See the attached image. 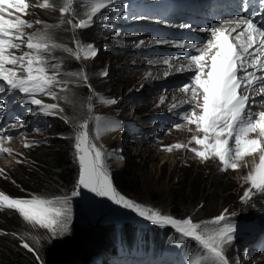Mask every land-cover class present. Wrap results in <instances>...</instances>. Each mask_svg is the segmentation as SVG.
Returning a JSON list of instances; mask_svg holds the SVG:
<instances>
[{
  "label": "snow or ice",
  "instance_id": "obj_1",
  "mask_svg": "<svg viewBox=\"0 0 264 264\" xmlns=\"http://www.w3.org/2000/svg\"><path fill=\"white\" fill-rule=\"evenodd\" d=\"M259 2L264 6V0ZM76 4L77 0H62L59 8L61 19L56 25H48L40 20L28 21L23 18L32 7L27 0H0V83L8 92L22 93L27 99H21L20 102L38 106L39 113L43 115L56 114L59 105L46 104L38 96L68 99L58 97L54 91L57 88L66 91L68 88L69 81L62 80V74L78 77L87 84V75L83 70L62 73L63 61L53 55L54 51L62 50L76 60H86L97 54L94 45L83 44L79 40H73L76 50L58 43L52 30L64 24L71 25L73 31L89 28L97 15L113 4V0H82L81 6L86 8V19L75 22L73 19H65L66 16L74 15ZM36 6L47 9L53 8L54 4L51 0H42ZM120 11L115 15L118 16ZM34 25L43 27L31 33L25 31ZM180 27L186 28L189 25ZM199 31L210 33V38L202 45L183 40L155 42L175 44L176 47L191 49L195 53L186 55V65L174 69L176 72L188 71L194 74L189 83L179 88L186 98L169 107V111H173L187 104L191 110L180 113L184 123H175L173 128H187L192 132L189 126L195 125V132L188 144L174 143L164 150L171 152L173 149L186 148L201 161L216 158L222 165L221 171L237 170L246 157L258 155L259 162L253 163L252 171L245 177L250 188L245 190L241 200L248 201L253 189L264 194V110L253 111L251 107L258 103L264 109V24L258 26L251 18L238 16L221 20L217 27L201 28ZM25 48L26 51L22 50ZM179 59L181 56L171 57L162 63L173 69L171 61ZM171 74V71L164 73L165 76ZM257 96L260 97L258 102L254 99ZM98 99L106 104L116 103L114 99ZM165 100L166 97L161 96L160 103ZM5 107V104L0 103V112ZM88 108L91 110V102ZM36 114L33 112V115ZM64 119L66 123L69 122L66 117ZM95 119L98 122L96 139L102 133L117 131L121 127L119 122L113 121L101 128V118L97 116ZM23 126V121L18 119L9 125V129ZM76 127L74 148L79 162L78 188L82 186L98 196H106L155 225H171L181 237L176 241L177 244L191 239L200 249L189 259L188 264H233L227 255V248L235 239L236 225L230 222L227 209L213 220L198 224L191 218L177 220L171 215L125 198L113 187L108 173L106 157L115 154L105 152L102 145L98 146L92 141L88 120ZM4 132L5 129L0 127V152L11 154L13 149L5 146L11 136L3 135ZM192 142L199 147L190 148ZM24 146L30 145L25 143ZM77 195L78 191L71 193L72 197ZM4 208L15 210L24 221L33 227L46 229L52 236L64 235L69 231L71 208L68 196L52 199L35 195L31 198H12L0 192V209ZM204 224H212L214 227L208 228ZM23 246L32 251L27 243ZM234 264H241V261L237 258Z\"/></svg>",
  "mask_w": 264,
  "mask_h": 264
},
{
  "label": "rangeland",
  "instance_id": "obj_2",
  "mask_svg": "<svg viewBox=\"0 0 264 264\" xmlns=\"http://www.w3.org/2000/svg\"><path fill=\"white\" fill-rule=\"evenodd\" d=\"M27 2L32 7L27 10L29 14L24 16V19L28 21L40 20L48 25H56L61 19L59 8L62 0H51L54 7L47 9H41L36 6L42 0H27ZM81 3L82 0H77L74 15L66 16L65 19H73L75 22L86 18L84 15L86 8L82 7ZM117 11H119V8H115L113 5L102 10V14L97 15L92 26L86 29L73 31L71 25L64 24L52 30L54 39L58 43L66 45L73 50H76V46L73 43L74 39L81 41L83 44H92L97 49L96 56L86 60H76L62 50H56L53 53L55 57L63 61L62 73L83 70L87 75V84L78 77H69L62 74L60 78L69 81L68 88L66 91H61L59 88L54 89V91L57 92L58 97H68V99L38 96L37 98L43 100L46 104H58L59 109L55 110L56 114L43 115L39 113V107L34 105L33 107L38 115L35 125L38 126L31 127L29 131L21 129L18 133H11L10 142L15 145L12 148L13 151L11 154L5 153L1 155L0 158V192H4L12 198H31L34 195L48 199L62 196L70 197L71 223L69 231L64 235L52 236L46 229L33 227L24 221L16 211V221L19 223L16 230L3 231L5 229L0 226V235H6L8 241L11 238L14 239L15 245L25 251H29L28 248L23 246L24 243H27L32 249L30 252H33L34 256H38V259H40L39 252L42 244L49 245L53 251L61 247L60 245L66 244L72 237L71 229L74 223L83 232L90 227L99 228V224L103 223L100 227L101 229L106 228L109 230L111 228L112 231L115 229L116 234H124L131 237L134 235L132 232L123 231L122 228L114 226L105 227L104 223L112 221L118 223L121 220L131 218L132 215L136 216L137 223L141 221L140 216L132 209L125 208L122 204H117L106 196H98L87 188L77 187L79 162L74 148L75 132L77 130L76 126L83 123L84 120L89 121L88 131L92 141L98 146L102 145L105 152L115 154L106 157L109 177L111 170L120 168V163L124 161V163H128L129 168L132 165L135 172L139 173L142 179L147 182L142 187L144 195L141 198L134 199L149 206L148 208L152 207L159 210L162 214L170 215L161 211L168 196L180 199L182 201L181 204L187 210L190 209L189 206L191 205L198 207L197 202H195L196 204L190 202L191 194L212 192L214 189H211L210 186L211 178L214 173H222L223 177L227 176L230 182L226 184V198L225 201H222L225 204V208L221 212L227 209L229 220L234 223L237 219L245 217V215L254 211V207L251 204L241 200L245 190L250 188L245 177L252 169L246 160L242 162L241 167L237 170L228 169L221 171L222 165L216 158L201 161L192 151L186 148L173 149L171 152L164 150L166 146L174 143L188 144L191 135L195 132V125L189 126L192 128V132H189L187 128L177 130L173 128V124L168 120L164 124L165 128H163L159 126L158 117L163 114H169L178 118V123L183 124L184 121L181 120L180 113L191 109L187 107V104H184L180 108L169 111L171 104L179 103L185 99L184 95L176 87L171 86L170 83L166 86L158 84L162 79H165L164 70L169 66L163 64L162 61L160 63L153 61L157 65L150 64L147 60L135 57L131 53V50L135 49L134 47L138 44L139 38L126 29L129 26L121 28L129 19L127 14L123 15L120 13L116 16L115 13ZM13 14L20 15V13ZM113 16H115L114 19L112 18ZM120 20L123 22H120ZM41 27L43 25H34L29 30L25 29V31L28 33L35 32ZM206 39L207 37L201 38L200 42ZM22 50L26 51L27 49ZM174 53L171 56L166 55L168 56L167 59L178 54L176 51ZM175 68L176 66L173 69H169L171 73H173ZM104 72L107 75H101ZM189 74L190 72L185 71L182 77L187 78ZM72 81L76 82L72 83ZM188 82L189 80H187ZM161 96L166 97L164 103H160ZM90 97L91 101L89 100ZM98 97L114 99L116 103L106 104L101 102ZM89 102L92 104L91 110L88 108ZM251 107L253 111H256L257 106ZM29 113L31 114V111H28L27 114ZM97 116L101 118L99 121L101 127L114 117L120 119V124L122 125L121 135L108 143L101 141L100 138L96 139L98 122L95 118ZM65 117L69 121L68 123L65 122ZM58 138L63 139L68 144L71 162L75 166L77 173L75 183L70 188L61 191L54 187L58 183L56 177L49 175L47 181L49 185H41L39 187L41 190L38 193L28 192L27 195H22L23 191L17 186L15 178L20 179L25 172H28V169L41 166L37 151L42 145H48L47 143L51 140ZM25 143L30 146L25 147ZM134 147H137L136 151ZM189 147L199 146L192 142ZM245 163L247 164L246 166ZM148 187H152V190L157 191L156 204L154 205L150 204L149 199L145 197L147 191H149ZM73 191H78L79 195L72 197L71 193ZM117 192L120 194L119 191ZM253 197H255V200L261 199L264 194L253 189L251 198ZM130 200L132 199L130 198ZM113 210L119 211L115 212L112 217H105L111 214ZM233 213L235 215H232ZM192 214L176 217L182 219L191 218L194 223L198 224L213 220L212 218L206 221L205 213H202V217L200 216L201 213L195 216L194 213ZM7 217L8 209H0V223L6 222L11 228L14 216L10 219ZM204 226L208 228L214 227L212 224H204ZM117 230H120V232ZM82 231L80 236L83 234ZM238 237L239 233H236L234 241L227 248V255L233 261V264L237 258L241 261V264H264V253L254 254L250 247L239 243ZM111 239L112 237L109 235L108 240ZM195 246L197 250H200L196 243ZM60 251L61 249L56 254H62ZM90 254L93 256L90 262L97 258L96 261L100 259V256L98 257L99 253L95 255L94 249ZM162 262L168 264L169 260Z\"/></svg>",
  "mask_w": 264,
  "mask_h": 264
},
{
  "label": "trees",
  "instance_id": "obj_3",
  "mask_svg": "<svg viewBox=\"0 0 264 264\" xmlns=\"http://www.w3.org/2000/svg\"><path fill=\"white\" fill-rule=\"evenodd\" d=\"M59 41L61 40L59 39ZM47 144L48 145H42L37 151L38 160L41 163V166H38L39 168L35 167L34 169H28V172H25L20 179L15 178L16 184H18L17 186H19L20 190L23 191L20 193L24 196L27 195L28 192L38 193L39 190H41L39 188L41 185H49L47 182L49 175L56 177L58 183L57 185L55 184L54 187L61 191H63V189L70 188L77 178L75 166L71 162L68 144L60 138L53 139ZM111 172L113 187L119 191L120 194H123L129 199L131 198L133 201H135L134 198H141L142 195H144V193H142V187L144 184H147V182L142 179L139 173L135 172L132 165L129 168L128 163L126 162L122 168L112 170ZM226 180L224 181L223 177L214 174L211 178L210 184L211 189H214L212 192L206 194H200V192L195 195L191 194L190 202H193L194 204L197 202L198 207L191 205L189 206L190 209L187 210L185 206L181 204L182 201L180 199L168 196V199L165 205L162 206L161 211L170 214L172 217L174 215V217H180L188 214L191 215L192 213H194V216L201 213V217L203 216L202 213H205V218H207V216L216 215L220 210L225 208V204L222 203V201H225L226 198ZM151 188L148 189L149 191H147L145 197L149 199L150 204L154 205L156 204L157 191L152 190ZM135 203L149 207L137 201H135ZM12 217L14 219H12L13 222L11 223V228L6 224V222L0 223V226L5 229H2L3 231H14L19 226V223L16 221L15 210L8 209L7 218L10 219ZM90 228L94 230L93 235L90 238L80 241L78 244L77 241L82 230L74 229L73 231V227L71 229V233H73L72 237L66 244L60 245L61 247H59L56 251H53L49 245L42 244L39 252L40 259L37 258L38 256H34L33 252L27 250L25 251L18 245H15L14 239L11 238V240L8 241L6 239V235H0V264H55L57 257L60 254H56V252H59L60 249V252L62 253H71L76 259V264H85L84 262L86 257L91 255L90 253L93 249L95 251V255L103 251L113 254L116 250V245L113 240L116 235L115 229L112 231L111 228L109 230L106 228L101 229L100 227ZM166 229L167 228L163 226L157 225H150L147 229L133 228L128 224L123 225V231L132 232L136 236L132 239V241L135 238L145 241V243H147L148 251H152L154 253L159 252L163 248V243L165 241L164 236L167 234ZM117 231L120 232V230ZM109 235L112 237L111 240H108ZM127 237L128 236H125L124 234H117V238L122 241L123 247L130 249L133 243L128 241L130 236L128 238ZM166 238L169 241L173 239V236L169 234ZM4 241H7L8 243Z\"/></svg>",
  "mask_w": 264,
  "mask_h": 264
},
{
  "label": "bare ground",
  "instance_id": "obj_4",
  "mask_svg": "<svg viewBox=\"0 0 264 264\" xmlns=\"http://www.w3.org/2000/svg\"><path fill=\"white\" fill-rule=\"evenodd\" d=\"M232 17L231 16H227V18H221V19H219V20H213V24L212 25H209L208 27H205V28H210V27H217V26H219V23H220V21L221 20H223V19H231ZM84 19H86V18H84ZM175 27L176 28H178V29H183L184 27H180V26H178V25H175ZM27 30H29L30 28H26ZM191 32H194V33H196V35H197V37H199V40L198 39H196V40H194V41H189V42H187V41H185V40H183V41H185V42H187V43H197V44H203V43H205L207 40H208V37L210 38V33H207V32H201V31H199V30H191ZM204 37H207V39L205 40V41H203V42H200V39L202 38H204ZM167 49V48H166ZM169 50H173V52H175L176 51V53H178V54H176L174 57H177V56H181V59H179V60H172L171 61V63H172V65H173V67L174 66H176V68H178V67H180L181 65H186L187 64V60H186V58L184 57V56H182L181 55V52H179V51H177V50H174V49H169ZM189 50V55H191V54H195L194 53V51L193 50H191V49H188ZM19 54V53H18ZM171 58V57H170ZM183 73H185V71L184 72H176V71H173V73H172V75H174V76H182V74ZM194 73H192V72H190V74L187 76V80H189V82H190V79H191V76L193 75ZM188 82V83H189ZM183 95H184V98H186V95H185V93H182ZM257 102L259 101V99H260V97L259 96H257V97H255L254 98ZM251 106H257V109H256V111H260V110H264V109H261L260 107H259V104L257 103V104H252ZM111 119V118H110ZM113 121H116V122H119L120 123V119H118V118H112L111 120H109V122H107L105 125H107V124H109V123H111V122H113ZM104 125V126H105ZM121 125V124H120ZM103 126V127H104ZM103 127H101V128H103ZM121 132H122V125H121V127H120V129L119 130H117V131H112V132H107V133H102L101 134V136H100V139H101V141H103V142H110V140H112V139H115L116 137H119L120 135H121ZM5 146L6 147H10V148H13L15 145L14 144H12L10 141H6L5 142ZM134 150L136 151L137 150V147H134ZM246 161H247V164L249 165V167L252 169V167H253V163L255 162V163H258L259 162V157H258V155H256V156H250V157H246ZM246 164V165H247ZM89 208V207H88ZM78 214H80V212H78ZM94 217V216H93ZM113 224H108L107 226H112ZM93 256H91V258H92ZM92 260V259H91ZM90 260V261H91ZM76 261V259H75V257H73V256H70L68 259H66L64 262H61L60 264H72V263H74ZM89 261V262H90ZM88 264V263H87Z\"/></svg>",
  "mask_w": 264,
  "mask_h": 264
},
{
  "label": "water",
  "instance_id": "obj_5",
  "mask_svg": "<svg viewBox=\"0 0 264 264\" xmlns=\"http://www.w3.org/2000/svg\"><path fill=\"white\" fill-rule=\"evenodd\" d=\"M74 229H80V228L74 223V225H73V231H74ZM80 230H82V229H80ZM93 232H94V230H92L91 228H87L86 230H84L82 236H80L78 238L77 244L80 241L84 240V239L90 238L93 235ZM58 256H59V258H57L55 264H60L61 262H64L66 259H68L70 256H72V254L71 253H69V254L68 253H66V254L65 253H62V254H60ZM91 259H92L91 258V255H89L88 257H86L84 263L87 264Z\"/></svg>",
  "mask_w": 264,
  "mask_h": 264
},
{
  "label": "clouds",
  "instance_id": "obj_6",
  "mask_svg": "<svg viewBox=\"0 0 264 264\" xmlns=\"http://www.w3.org/2000/svg\"><path fill=\"white\" fill-rule=\"evenodd\" d=\"M14 106V108H18V105H15V104H13ZM11 110H9V111H4V112H2V114L3 115H5V116H7L8 115V113L10 112ZM10 136V135H9ZM5 153H0V158H1V155H4ZM8 154V153H7ZM75 181H76V179H75ZM75 183V182H74Z\"/></svg>",
  "mask_w": 264,
  "mask_h": 264
}]
</instances>
